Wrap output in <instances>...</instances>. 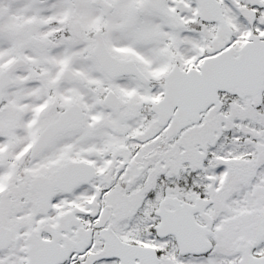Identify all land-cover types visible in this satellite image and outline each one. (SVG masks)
I'll return each mask as SVG.
<instances>
[{
    "label": "snow or ice",
    "instance_id": "6c2138e0",
    "mask_svg": "<svg viewBox=\"0 0 264 264\" xmlns=\"http://www.w3.org/2000/svg\"><path fill=\"white\" fill-rule=\"evenodd\" d=\"M0 264H264V0H0Z\"/></svg>",
    "mask_w": 264,
    "mask_h": 264
}]
</instances>
